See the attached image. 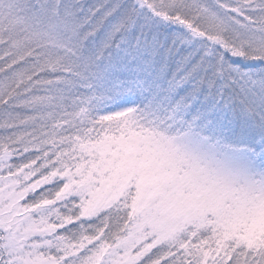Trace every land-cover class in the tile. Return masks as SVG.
<instances>
[{"label": "snow or ice", "instance_id": "obj_1", "mask_svg": "<svg viewBox=\"0 0 264 264\" xmlns=\"http://www.w3.org/2000/svg\"><path fill=\"white\" fill-rule=\"evenodd\" d=\"M0 264H264V0H0Z\"/></svg>", "mask_w": 264, "mask_h": 264}]
</instances>
